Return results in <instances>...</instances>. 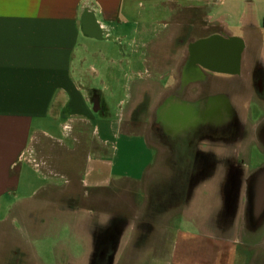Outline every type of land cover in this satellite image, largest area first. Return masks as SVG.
I'll use <instances>...</instances> for the list:
<instances>
[{"label":"crops","instance_id":"crops-1","mask_svg":"<svg viewBox=\"0 0 264 264\" xmlns=\"http://www.w3.org/2000/svg\"><path fill=\"white\" fill-rule=\"evenodd\" d=\"M156 1L0 0V228L6 226L10 231L14 228L16 232L15 241L6 253V264H26L24 259L28 256V247L32 249L34 242L35 217L41 220L39 224L53 228L58 235L62 226H70L77 237L88 233L93 238L88 264H120L125 255L131 262L144 260V264L259 263L260 253L246 249L237 237L223 233L192 235L173 232L172 228L160 232L157 219H144L137 225L125 219L119 221L121 229L101 252L100 242L105 237L102 234L112 227L114 218H98L100 214L94 213L99 210L97 205L85 200L89 201L90 197L97 195L100 186L111 187L112 181L99 165V160L102 155H107L108 140L103 135L107 134V126L109 130L113 129V123L108 120L111 107L103 90L98 89L89 73L90 69L95 74L97 70L92 64L89 70H85V65L91 57L99 54L103 59L102 66H106L107 80L111 82L109 91L112 98L118 92L126 93L134 98L132 107L136 106L147 90V83L142 85L136 81L141 72L136 69L141 67L139 54L144 41V28L138 22L145 11L159 9ZM162 1L169 4L168 8L161 6ZM219 2L160 0V48L165 52L164 57H170L167 53L181 27L172 23L167 25L164 19L170 20L176 12L206 9ZM131 14H136L132 19L138 23L134 28L138 36L132 48L133 56L127 59L130 50L124 39L128 38L129 31L125 26L129 24ZM226 16L232 17L230 13H226ZM210 17L214 16L211 14ZM240 17L239 22L242 21L243 25L244 19ZM215 21L229 32V24L223 18L216 17ZM119 22L122 23L121 31L115 28ZM250 26L254 28L253 24ZM243 32L245 35L244 29ZM113 36L123 42L118 43L119 47L113 45L116 51L114 48L108 50L109 58L101 49L93 51L95 44H105L104 41ZM257 40L261 43V53L256 55L253 49L249 50L250 70L253 69V61H257L264 70V31L261 41L259 38ZM243 41L246 47V39ZM246 51L242 63L248 56ZM124 65L128 66L123 72L127 84L116 77L118 72L115 76L117 68L119 71L120 68L125 70ZM127 73L130 75L128 79ZM96 93L102 105L93 102ZM95 104L97 111L94 110ZM124 104V100H121L116 107ZM126 113L120 116V126H123ZM98 116L100 122L105 124L94 129L93 140H96L98 149L90 157L89 154L85 156L84 163L77 165V159L81 161L84 154L81 146L84 141L79 140L82 135L80 131L89 130ZM64 135L69 139V144L62 141ZM77 153L79 157L74 156ZM94 162L96 166L85 174L90 181L76 175L77 170ZM53 178L64 180L65 185L55 184ZM205 181L206 178L198 183L189 197L190 201L196 188ZM89 188L93 193L88 191ZM54 193L55 196L51 198ZM179 205L172 210L180 208ZM184 207L187 206L181 209ZM52 209L54 211L50 213ZM107 209L103 213L105 217H109ZM69 210L75 212L73 221L65 217ZM34 211H44V216ZM19 226L22 227L20 236L17 232ZM128 228L135 233L127 235ZM61 247L64 248L59 245L57 250L54 249L60 258ZM62 257L65 258V255ZM59 264L69 263L63 261Z\"/></svg>","mask_w":264,"mask_h":264},{"label":"rangeland","instance_id":"rangeland-1","mask_svg":"<svg viewBox=\"0 0 264 264\" xmlns=\"http://www.w3.org/2000/svg\"><path fill=\"white\" fill-rule=\"evenodd\" d=\"M151 4L152 3H150V6H152ZM210 12L214 17H221L229 24L228 29L232 35L240 36L243 40L246 39V46L248 47L246 54H248L250 49H253L252 51H254L256 55L261 53V43L258 42L257 38L261 41L264 31V0H220L218 4H213L210 7ZM226 13H230L232 17H227ZM240 16L244 19L243 25H241L242 21L239 22L241 19ZM134 17H136V14L130 15V18H128L129 24L127 23L125 28L130 29L133 27L135 19L132 18ZM165 20H167V18H165ZM117 24L118 25H115V28L118 31H121L122 23L119 22ZM250 24H253L254 28L251 26L248 27ZM243 29L246 32L245 35ZM104 42L105 44L98 42V44L91 47L93 48V51H97L99 49L103 50V53L106 54V58L107 56L109 58L110 56L108 50L113 49L114 46H119L116 42L108 40ZM114 49L116 51V48ZM249 57L250 56L248 54L246 58L247 60L244 59L245 62L242 64L244 73H248L250 70L248 69V64L250 63V61H248ZM102 61L103 59L99 56V54H97V57H91L90 62L85 65V70H89V66L91 64L92 66L94 65L97 73L95 74L91 69L89 73L92 75V79L95 80V84L98 89L103 90L104 97L106 101H108V105L111 107V113L108 115V120H110V123H113V129L111 128V130H109L110 128L107 126V134L103 135L104 138L108 140L106 143L108 152L107 155L101 156L99 165H101L102 169L109 175L112 183L111 187L108 189L103 185L100 186L98 194L90 197L88 199L89 201L85 200V202L97 205L99 210L94 211V213L97 214L98 212V214H100V216L98 215V218H114V221L111 220L112 227L102 234L103 236L105 235V237L102 239L104 241L100 243L102 244L101 252H104L105 246L108 245L112 238L118 234L119 229H121L119 221L125 219L129 220V223L131 224H135L136 222L137 225L139 221L141 222L142 220L144 221V219L153 218L154 211L151 208V203L155 202V205L158 208L160 207V196H166V193L172 192L173 189L169 186V184L175 180V178L171 177L173 174V167H171L170 163L163 161L164 151L157 143H155L152 135H150V129H146L145 127H142L143 129H139L141 128L138 123L139 117H136V119L130 123L134 109V107H130V105L132 104L134 98H131L126 95V93L121 92H118L116 96L112 98L109 91L111 82L107 80L108 76L105 72L106 66H102ZM119 65L120 64H118V66ZM124 67L125 70L123 71L122 68H120L119 71L117 70L118 68L115 67V69L117 68L115 76L118 72L116 77L126 81L123 72H126L127 68L125 65ZM136 70L142 72L143 69L139 67ZM127 75L128 79L130 75L129 73H127ZM136 81L142 85L146 83L139 76L136 77ZM164 82H160L159 84H164ZM252 90L250 82H244L241 94L246 98V100H248L241 104L242 108L240 110V114L245 120L249 137L241 144L240 149L242 150L241 159H243L241 167L246 172L248 177L251 176L257 169L264 166V150L259 145L255 137L257 126L260 122L264 121V101L254 96L252 94ZM131 96H133V93ZM121 100H124L125 104L119 108L116 107ZM124 112L127 113L125 114L123 126H120V116H122ZM151 120L152 115L150 113L148 114L146 121L150 123ZM98 125H105L100 122L99 116L96 121L92 122L89 130L80 131L83 136L81 135L79 140L84 141L81 145L83 147L84 154L81 161L77 159V165H81L82 162L84 163L86 159L85 156L89 154L90 157L91 154L93 155L94 150L98 149V146L95 143L96 140H93L95 138L94 129ZM77 132L78 131H76V134ZM62 141L67 144L70 143L69 139L65 135L62 137ZM55 153L59 154L57 151ZM155 153L157 154L155 155ZM62 154L64 155V152ZM76 155L79 157V153L74 156ZM93 158L95 159V157ZM181 164V169H184V163ZM85 166L82 167V169L77 170L76 175H80L82 180L90 181L85 174L88 170L94 168L96 164L94 162ZM223 170L224 167L218 164L214 175L208 178L201 186L196 188L194 196L191 197V201L189 199V194L187 195V198H185L184 195H182L183 198L180 197L179 206L182 207L185 205L187 207H184L183 209L180 207L174 211L171 209L169 212L160 211V213H156L158 215L157 223H160V232H164L165 229L169 230V228H172L173 232L179 231L192 235L223 233L227 234L229 237H237L238 241L243 243L246 249L260 253L261 258L259 263H262V261H264V235L257 240L255 238L247 237V232L243 227L244 223L242 211L245 201L244 189L240 194L241 199H239V212L233 226L228 227V225H225L223 222L219 223L218 221V211L223 205L221 193ZM53 179L55 184L59 186L65 185L64 180L60 178ZM172 184L173 182L171 185ZM178 186L181 187V185ZM160 188L163 189L161 190ZM90 190L91 189L89 188L88 191L92 192ZM54 196L55 193L51 195V198ZM106 208L109 209V212L107 211L109 217H105L103 214L106 212ZM52 211L54 210L52 209L49 212L51 213ZM34 212L36 214L40 213L41 217L44 216V211ZM74 213L70 210L67 211L65 217L68 221H73L76 218ZM151 214L152 217H150ZM35 218L33 219V223L35 224L33 225L34 242L32 249L28 247V256L24 259L26 264H59L63 261H66L69 264H88V259L92 252L93 242V238H90L88 233L79 234L77 237L76 234L72 233L70 226H62L60 227L61 233L58 235L53 228L49 229L47 226L39 224L38 221L41 220H37V217ZM149 221L152 223V220ZM21 228L22 227L19 226L17 231L19 236L21 235ZM30 228L32 229V226ZM131 233H135V231L133 232V229L131 230L128 228L126 234L129 235ZM15 234L16 232L14 228L12 231H10L9 227L7 228L6 226L0 228V264L8 263L6 253L8 252V248L12 245V242L15 241ZM60 239H62V241H60ZM59 245L64 246V248L61 247V258L57 255L58 251H55L56 255L54 252V249L57 250ZM126 251L128 253L129 248ZM62 255H65V258H63ZM98 256H100V253ZM127 258V255L123 256L120 264L145 263L144 260L139 262H134V260L131 262V260H128Z\"/></svg>","mask_w":264,"mask_h":264},{"label":"flooded vegetation","instance_id":"flooded-vegetation-1","mask_svg":"<svg viewBox=\"0 0 264 264\" xmlns=\"http://www.w3.org/2000/svg\"><path fill=\"white\" fill-rule=\"evenodd\" d=\"M156 4L159 9L145 11L138 22L144 28L143 48L139 54L143 70L138 76L147 83V90L134 106L130 120L132 123L139 117V127L150 129L155 143L164 151L163 161L173 167L171 177L175 180L172 185V182L169 184L173 190L166 196H160L159 208L155 202L151 203L154 211L152 219H158L156 213L160 211L176 208L180 204V197L190 196L200 181L214 175L219 164L224 167L221 184L223 205L217 217L219 223L233 226L239 212L238 197L245 190L248 178L241 167L243 159L240 149L249 137L245 120L240 114L241 104L248 99L242 96L241 89L244 82H250L252 94L264 101V70L257 61H253V69L248 73L243 72L242 57L244 51L248 50L247 46L237 70L233 58H227L224 52L217 64L194 54L192 48L200 40L214 36L240 38L226 32L222 24L215 21L216 17H210L209 6L206 9L176 12L170 20L164 19L167 25L181 26L167 53L170 57H164L165 52L160 48V0ZM167 4L162 1L161 6L168 8ZM138 23L133 22V27L128 29V38L124 39L130 50L127 59L133 56L132 48L138 36L134 28ZM108 41L118 44L122 39L113 36ZM231 50L234 55L235 46ZM92 100L102 105L98 93ZM150 113L152 120L148 123L146 119ZM181 163H184V169H181ZM255 234L253 231L246 236L252 238ZM263 235L264 232L255 236L260 238ZM260 264H264V261Z\"/></svg>","mask_w":264,"mask_h":264},{"label":"water","instance_id":"water-1","mask_svg":"<svg viewBox=\"0 0 264 264\" xmlns=\"http://www.w3.org/2000/svg\"><path fill=\"white\" fill-rule=\"evenodd\" d=\"M232 46H235L236 49L234 55L231 54ZM244 48L245 43L240 38L223 39L220 36H214L196 42L192 49L198 58L209 59L214 64L220 63L224 52L225 56H228L227 58H233L237 70ZM214 71L229 72L218 69H214ZM94 110L97 111L96 104ZM255 137L264 149V121L257 126ZM238 198L240 199V197ZM244 199L243 227L247 233L255 231V235L259 236L264 231V166L247 178ZM255 235L252 238L257 240L258 237Z\"/></svg>","mask_w":264,"mask_h":264}]
</instances>
